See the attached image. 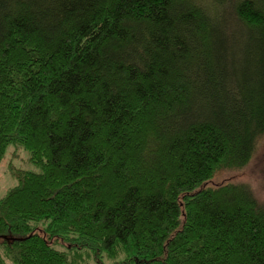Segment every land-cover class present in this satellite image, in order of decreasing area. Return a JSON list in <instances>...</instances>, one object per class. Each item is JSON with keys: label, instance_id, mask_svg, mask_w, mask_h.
Wrapping results in <instances>:
<instances>
[{"label": "trees", "instance_id": "1", "mask_svg": "<svg viewBox=\"0 0 264 264\" xmlns=\"http://www.w3.org/2000/svg\"><path fill=\"white\" fill-rule=\"evenodd\" d=\"M264 0H0V264H264Z\"/></svg>", "mask_w": 264, "mask_h": 264}, {"label": "rangeland", "instance_id": "2", "mask_svg": "<svg viewBox=\"0 0 264 264\" xmlns=\"http://www.w3.org/2000/svg\"><path fill=\"white\" fill-rule=\"evenodd\" d=\"M11 168L40 170V167L28 159V153L22 147L14 144L9 145L0 163V199L5 196L9 188L17 184V179L12 174ZM226 180L250 184L259 201L264 202V137L259 141L251 163L244 170L221 171L209 183L214 185ZM2 250L3 248L0 247V251ZM4 258L6 264H14L10 258L6 256Z\"/></svg>", "mask_w": 264, "mask_h": 264}]
</instances>
